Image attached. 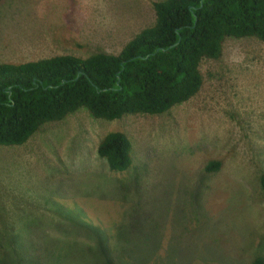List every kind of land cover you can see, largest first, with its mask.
Instances as JSON below:
<instances>
[{"label": "rangeland", "instance_id": "1", "mask_svg": "<svg viewBox=\"0 0 264 264\" xmlns=\"http://www.w3.org/2000/svg\"><path fill=\"white\" fill-rule=\"evenodd\" d=\"M159 1L1 0L0 64L117 55L154 25ZM199 70L200 92L164 114L109 122L81 108L0 146L4 263L104 264L110 245L124 264L264 257V43L226 38ZM109 132L131 143L126 172L97 155ZM211 161L218 172H205Z\"/></svg>", "mask_w": 264, "mask_h": 264}, {"label": "trees", "instance_id": "2", "mask_svg": "<svg viewBox=\"0 0 264 264\" xmlns=\"http://www.w3.org/2000/svg\"><path fill=\"white\" fill-rule=\"evenodd\" d=\"M152 8L154 25L136 34L117 55L0 64V146H22L44 124L81 108L109 122L164 114L200 92V64L218 59L226 38L264 43V0H163ZM131 150L125 134L109 132L97 155L111 173H123L132 165ZM220 167L211 161L204 170L214 173ZM259 182L264 190V173ZM100 254L104 264H124L118 246ZM4 259L0 253V262ZM252 264H264V257Z\"/></svg>", "mask_w": 264, "mask_h": 264}, {"label": "crops", "instance_id": "3", "mask_svg": "<svg viewBox=\"0 0 264 264\" xmlns=\"http://www.w3.org/2000/svg\"><path fill=\"white\" fill-rule=\"evenodd\" d=\"M32 62V61H31Z\"/></svg>", "mask_w": 264, "mask_h": 264}]
</instances>
